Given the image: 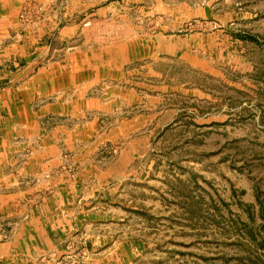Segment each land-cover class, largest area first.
<instances>
[{"label": "rangeland", "instance_id": "374dc122", "mask_svg": "<svg viewBox=\"0 0 264 264\" xmlns=\"http://www.w3.org/2000/svg\"><path fill=\"white\" fill-rule=\"evenodd\" d=\"M0 193V264H264V0H0Z\"/></svg>", "mask_w": 264, "mask_h": 264}, {"label": "crops", "instance_id": "0c3cea01", "mask_svg": "<svg viewBox=\"0 0 264 264\" xmlns=\"http://www.w3.org/2000/svg\"><path fill=\"white\" fill-rule=\"evenodd\" d=\"M57 105H58V103H57ZM55 106H56L55 103H49V104L46 103L45 105L40 106L38 112H40V114H42V111H43V114L45 112L48 113ZM40 139H42V138H40ZM38 143H39V141H38ZM48 147L49 146L47 144L40 145L41 151L48 150ZM51 147H54V146H51ZM32 165H34V164H32ZM43 173L44 172H39V171L32 173L34 175L33 178H38L40 180H39V182L38 181L36 182L37 186L35 185V187H32L31 189L27 190V192H29V193L31 192V193H34V195L36 194L38 196H43V197H44V194L49 193V192H53L54 195H56L64 186L68 185L69 183H72L69 181L70 178H64V177L59 178V176H57L58 177L57 179L51 178L48 180L43 176L44 175ZM27 174L25 176L19 175L16 177H17L18 181L19 180L25 181V178L28 177ZM27 182H28V180H27ZM63 184H66V185H63ZM44 185H46V187H51L52 190H50L48 188L47 189L49 191L47 189H44L45 188ZM19 193L21 194V192H19ZM19 193H16V194H2V193H0V199L4 200L5 198H7V199L15 198V195H18ZM34 198H37V196H34ZM49 198H51V197H48V199ZM45 201H46V199L44 198L43 201H41L38 205H35V208H34L35 210H33V209L27 210V204L22 206L19 203V205H17L19 207L17 209L18 211L23 212V210H24V212H25L27 210L30 214H28V218H26V219H24V221H21L20 223H18L19 228L17 229V232L14 236V240L11 241L13 243H14V241L16 243L17 242L21 243V242H23V240H25V242L30 241L31 243L33 241H35V242H33L34 246L32 248L35 251L36 250L43 251L42 255H44V237H45V235H44V208H45L44 204H45ZM61 207H62V205L58 204V206L54 209V212L57 210L58 211L61 210L62 212H64V210L61 209ZM46 241H45V243L47 244ZM35 245H37V246H35ZM36 247H39V248H36ZM41 247H43V249ZM32 248H30L29 251H32ZM28 256H29V254H28ZM30 256H31V253H30ZM31 257L33 260V256H31ZM37 259H38V257H37Z\"/></svg>", "mask_w": 264, "mask_h": 264}]
</instances>
